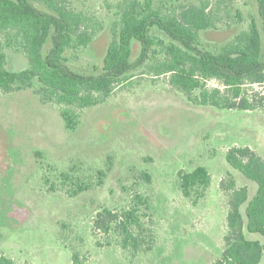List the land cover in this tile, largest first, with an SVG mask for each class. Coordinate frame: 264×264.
Wrapping results in <instances>:
<instances>
[{
	"label": "rangeland",
	"instance_id": "obj_1",
	"mask_svg": "<svg viewBox=\"0 0 264 264\" xmlns=\"http://www.w3.org/2000/svg\"><path fill=\"white\" fill-rule=\"evenodd\" d=\"M67 1L69 9L102 28L80 58L72 60L92 73L93 66L102 67L112 39L115 17L109 7L116 9L126 0ZM193 2L174 0V5ZM219 8V31L202 34L208 43L227 41L237 24L248 27L255 14L250 0H221ZM233 10L241 13L242 22ZM139 51L136 45L135 58ZM28 68L25 57L8 53V70ZM143 80L129 88L134 91L118 90L104 105L78 110L82 119L74 133L65 130L56 109L41 102L37 83L12 94L0 91L2 254L16 264H74V254L79 264L216 263L224 249L229 203L221 183L235 180L237 188L249 189L250 199L258 189L232 169L226 154L249 147L264 159V113L196 107L168 86V77L153 81L146 75ZM109 157L114 166L104 184L74 198L51 192L53 184L42 178L50 164L57 175L72 172L78 176L74 179L96 183V170H105ZM199 166L208 169L212 185L195 205L182 195L179 173ZM54 181L58 186V177ZM133 209L142 220L140 230L132 228L139 237L136 251L124 247L115 224L108 233L95 225L104 210L121 215ZM247 235L264 245V237Z\"/></svg>",
	"mask_w": 264,
	"mask_h": 264
},
{
	"label": "trees",
	"instance_id": "obj_2",
	"mask_svg": "<svg viewBox=\"0 0 264 264\" xmlns=\"http://www.w3.org/2000/svg\"><path fill=\"white\" fill-rule=\"evenodd\" d=\"M193 1L176 7L174 0H126L116 9L109 7L115 17L112 39L102 67L93 66L94 72L88 73L72 60L92 45L102 29L99 23L69 9L67 0H0V91L12 94L37 83L36 95L59 112L69 133L81 123L78 110L104 105L118 90L134 91L129 88L144 81L146 75L153 81L168 77V86L189 105L264 113V0H250L255 14L249 17L248 27L240 29L241 24H237V31L223 43H208L202 37L219 31L223 23L219 17L221 0ZM233 12L242 22L241 13ZM226 14L230 17V12ZM136 45L140 51L135 58ZM9 52L25 57L29 68L8 70ZM211 82L217 86L210 87ZM256 86L262 90L256 91ZM226 161L258 189L250 199L249 189L237 188L231 177L228 183H221L223 192L229 194L227 231L215 264H262L264 245L247 234L264 237V159L245 147L231 149ZM113 166L109 157L105 170H96V183L74 179L78 176L72 172L57 175L50 164L42 178L46 185L53 184L51 192L61 191L74 198L101 187ZM57 177L58 186L54 183ZM179 179L182 195L195 205L212 185L211 174L202 166L180 172ZM113 224L121 229L125 248H140L139 237L132 230H140L142 224L138 210L121 215L104 210L95 222L105 233ZM73 263L79 264L77 254ZM0 264L16 262L0 252Z\"/></svg>",
	"mask_w": 264,
	"mask_h": 264
}]
</instances>
